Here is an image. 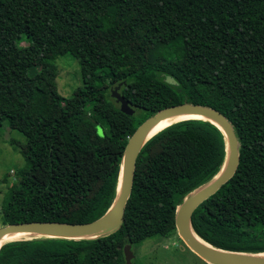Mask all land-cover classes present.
Returning <instances> with one entry per match:
<instances>
[{"label":"trees","instance_id":"trees-1","mask_svg":"<svg viewBox=\"0 0 264 264\" xmlns=\"http://www.w3.org/2000/svg\"><path fill=\"white\" fill-rule=\"evenodd\" d=\"M66 54L84 82L71 97L56 82ZM119 84L132 116L112 97ZM184 103L222 112L240 143L237 172L196 209L195 231L221 249L264 253V0H0V127L26 136L14 143L26 165L3 198L0 227L100 218L117 196L130 137ZM226 157L217 125L176 122L143 147L118 231L10 241L0 264H126L127 244L178 233V206Z\"/></svg>","mask_w":264,"mask_h":264},{"label":"water","instance_id":"water-1","mask_svg":"<svg viewBox=\"0 0 264 264\" xmlns=\"http://www.w3.org/2000/svg\"><path fill=\"white\" fill-rule=\"evenodd\" d=\"M164 80L170 85H179V82L172 75H166ZM121 86L122 84H119L112 89V97L120 104L123 113L132 116L136 113V110L121 94ZM182 114L201 115L205 117V119L202 120H208L217 125L226 135L227 157L221 172L214 180L192 192L178 206L176 212V227L178 234L184 242L208 264H264V253H248L215 247L199 236L193 227V215L196 209L233 178L237 172L240 164V143L233 124L226 115L217 109L192 103H184L164 108L148 118L136 129L128 140L124 152L117 196L110 209L104 215L88 223L36 221L2 226L0 227V249L5 243L10 242L6 241L2 243L7 235L18 232L29 235L22 239L51 237L79 240L104 237L118 231L125 220L126 206L134 184L137 159L147 142L158 133L150 136L152 129L160 121ZM124 252L126 264H133L135 257L133 245L131 243L127 244L124 248Z\"/></svg>","mask_w":264,"mask_h":264},{"label":"rangeland","instance_id":"rangeland-1","mask_svg":"<svg viewBox=\"0 0 264 264\" xmlns=\"http://www.w3.org/2000/svg\"><path fill=\"white\" fill-rule=\"evenodd\" d=\"M21 55H28L25 43ZM55 64L58 67L56 79L59 93L71 97L84 85L80 61L71 54L60 56ZM25 143L26 136L8 126L7 121L0 127V211L4 196L9 187L18 179V173L26 165V159L14 143ZM6 178V182L3 180ZM134 264H208L198 256L180 237L153 236L134 246Z\"/></svg>","mask_w":264,"mask_h":264},{"label":"bare ground","instance_id":"bare-ground-1","mask_svg":"<svg viewBox=\"0 0 264 264\" xmlns=\"http://www.w3.org/2000/svg\"><path fill=\"white\" fill-rule=\"evenodd\" d=\"M187 119H205V117H203L201 115H196V114H182V115H176V116L164 119L154 126V128L152 129V131L150 133V136L157 133V132L159 133V131L165 129L166 127H168L172 123L182 121V120H187ZM28 236L29 235H27L26 233H22V232L9 234L3 239L2 243L6 242V241L26 238Z\"/></svg>","mask_w":264,"mask_h":264}]
</instances>
